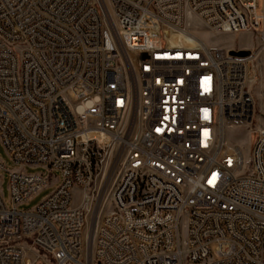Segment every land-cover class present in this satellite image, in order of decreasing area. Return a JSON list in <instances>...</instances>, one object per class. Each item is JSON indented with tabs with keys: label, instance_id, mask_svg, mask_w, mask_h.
I'll use <instances>...</instances> for the list:
<instances>
[{
	"label": "built area",
	"instance_id": "1",
	"mask_svg": "<svg viewBox=\"0 0 264 264\" xmlns=\"http://www.w3.org/2000/svg\"><path fill=\"white\" fill-rule=\"evenodd\" d=\"M0 140V264H264V0H0Z\"/></svg>",
	"mask_w": 264,
	"mask_h": 264
},
{
	"label": "rangeland",
	"instance_id": "2",
	"mask_svg": "<svg viewBox=\"0 0 264 264\" xmlns=\"http://www.w3.org/2000/svg\"><path fill=\"white\" fill-rule=\"evenodd\" d=\"M187 24L191 28H195L196 35L203 40V42L212 49H232V50H246L255 51L260 45V39L257 33L254 32H238V33H226V32H214L209 31L202 23L194 16L188 15ZM254 61L249 62V68L252 76L256 75L253 72ZM252 92L256 97V112L260 108L261 101L258 98L259 84L251 85ZM225 138L227 142L233 146L239 147L245 157V161L250 168H252V145L255 141L254 135L249 132L248 128L242 125L226 126L225 127ZM0 159L3 162L6 171L0 172V185L4 195V200L9 207H12L10 191L8 188L9 177L8 171L24 170L27 174H38L44 172L41 168L34 167H21L15 164L9 154L6 152L1 140H0ZM54 176H59L58 173H54ZM58 184L53 186L44 187L37 195L30 199L27 203L18 206L19 211L34 210L39 206L56 188ZM75 202H79L80 191L75 189L73 191ZM213 250L215 246L211 247ZM40 252V251H39ZM41 253V252H40Z\"/></svg>",
	"mask_w": 264,
	"mask_h": 264
},
{
	"label": "water",
	"instance_id": "3",
	"mask_svg": "<svg viewBox=\"0 0 264 264\" xmlns=\"http://www.w3.org/2000/svg\"><path fill=\"white\" fill-rule=\"evenodd\" d=\"M250 54L249 51H235V50H232L231 51V55L233 56H239V57H246Z\"/></svg>",
	"mask_w": 264,
	"mask_h": 264
}]
</instances>
